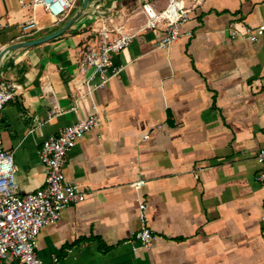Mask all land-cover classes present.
<instances>
[{
    "label": "crops",
    "instance_id": "1",
    "mask_svg": "<svg viewBox=\"0 0 264 264\" xmlns=\"http://www.w3.org/2000/svg\"><path fill=\"white\" fill-rule=\"evenodd\" d=\"M72 1L67 15L54 17L0 0V51L79 14L60 35L1 61L0 80L19 85L0 110V143L13 155L20 194L45 184L43 141L88 117L93 101L99 107V125L64 167L87 196L41 230L37 255L47 264H264V187L256 178L264 34L251 41L247 32L264 22V0H201L168 49L156 47L162 30L145 26L141 5L161 11L169 0H89L83 11V0ZM30 18L35 24L24 27ZM104 25L134 38L112 57L123 70L89 97L78 60ZM138 180L144 184L135 188ZM139 197L155 234L150 248L132 241Z\"/></svg>",
    "mask_w": 264,
    "mask_h": 264
},
{
    "label": "built area",
    "instance_id": "2",
    "mask_svg": "<svg viewBox=\"0 0 264 264\" xmlns=\"http://www.w3.org/2000/svg\"><path fill=\"white\" fill-rule=\"evenodd\" d=\"M19 2L24 6H42L54 17L67 15L74 4L72 0ZM201 2L169 0L167 7L161 11L150 1L142 3L145 26L162 30L156 43L157 48L168 49L181 38L182 25L190 19ZM35 22L34 18H30L23 26L30 27ZM247 32L250 40L255 41L259 35L264 34V22L255 30L247 28ZM98 34V43L87 44L78 60L79 69L85 74L86 94L89 97L123 70L124 66L115 65L112 57L128 47L134 38L133 34L117 26L104 25L98 29ZM18 88V83L11 79L0 80V110L16 97ZM92 108L93 112L88 117L65 126L43 141L38 153L45 170V184L28 194L19 193L14 179L13 155L4 150L0 143V261L13 257L21 264H47L36 253L39 233L45 226L56 222L68 204L81 202L87 196L80 184L66 179L64 167L69 152L77 142L100 123L99 107L94 101ZM72 109H76V106ZM34 119L37 120L38 116L35 115ZM256 158L262 164L256 178L264 187V148L258 150ZM143 184L144 180H138L132 185L140 188ZM137 201L140 225L132 241L135 242L134 247L150 248L154 244L155 234L149 225L147 204L140 197ZM261 219L264 224V214Z\"/></svg>",
    "mask_w": 264,
    "mask_h": 264
},
{
    "label": "water",
    "instance_id": "3",
    "mask_svg": "<svg viewBox=\"0 0 264 264\" xmlns=\"http://www.w3.org/2000/svg\"><path fill=\"white\" fill-rule=\"evenodd\" d=\"M89 0H83V4H82V11L85 9V7L87 6ZM81 13V12H80ZM79 15V14H78ZM78 15L70 18L63 27L59 28L56 31H53L47 35H44L42 37H38L35 39H31V40H27V41H22V42H18V43H14L11 45H8L7 47H4L1 51H0V65H1V61L4 57V55L9 52L12 49H16V48H22V47H27V46H31L37 43H41V42H45L48 41L58 35H60L61 33H63L78 17Z\"/></svg>",
    "mask_w": 264,
    "mask_h": 264
}]
</instances>
